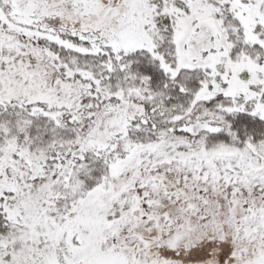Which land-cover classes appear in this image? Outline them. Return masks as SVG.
Segmentation results:
<instances>
[{"label": "snow or ice", "instance_id": "1", "mask_svg": "<svg viewBox=\"0 0 264 264\" xmlns=\"http://www.w3.org/2000/svg\"><path fill=\"white\" fill-rule=\"evenodd\" d=\"M0 264H264V0H0Z\"/></svg>", "mask_w": 264, "mask_h": 264}]
</instances>
